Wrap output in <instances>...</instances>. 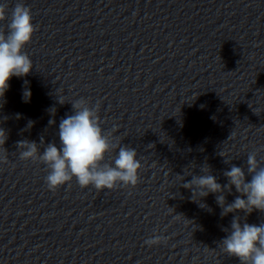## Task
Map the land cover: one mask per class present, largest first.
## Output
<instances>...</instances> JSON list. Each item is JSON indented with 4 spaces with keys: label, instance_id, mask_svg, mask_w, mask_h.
Returning a JSON list of instances; mask_svg holds the SVG:
<instances>
[{
    "label": "clouds",
    "instance_id": "obj_1",
    "mask_svg": "<svg viewBox=\"0 0 264 264\" xmlns=\"http://www.w3.org/2000/svg\"><path fill=\"white\" fill-rule=\"evenodd\" d=\"M8 9L7 0L0 3V21L8 19ZM37 30L31 8L23 2H17L11 10L7 28H0V99L9 89L12 77L20 78L30 74L33 62L23 49L31 42ZM30 95V91L25 89L24 98L27 100ZM59 103H65L62 97H59ZM99 107V103L90 107L89 101L84 98L72 103V114L66 115L59 123V147L56 142L45 143L43 137L39 144L29 140L17 142L19 159L39 161L46 166L48 174L45 182L48 190L55 192L73 179L81 188L91 185L97 191L111 190L120 185H137L138 170L142 168L141 161L137 159V151L130 146L114 143L112 134H105L101 128ZM54 124V120L49 121V125ZM7 138L6 131L0 128V146L3 147ZM116 149L118 154L114 161L105 162L106 154ZM4 152L7 153L5 149ZM201 171L202 175H193L191 181L184 183L183 187L191 190L193 196L198 192L200 198L216 194V202L222 209L221 217L237 212L245 213L246 217L254 210L264 213V167L259 165L256 152L247 155V175L251 176L250 181L246 180L245 169L236 165L223 173L228 180L225 185L217 181L207 165ZM233 186L240 195L232 203H226L224 193H231ZM200 207L205 208L207 205L200 203ZM224 231L229 234L220 242L223 253L237 257L240 264H264V223L249 224L242 222L239 215H234L230 230ZM162 242H166L165 237L153 235L144 244L151 247Z\"/></svg>",
    "mask_w": 264,
    "mask_h": 264
}]
</instances>
